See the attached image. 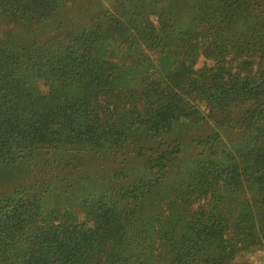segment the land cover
Segmentation results:
<instances>
[{
  "label": "trees",
  "instance_id": "1",
  "mask_svg": "<svg viewBox=\"0 0 264 264\" xmlns=\"http://www.w3.org/2000/svg\"><path fill=\"white\" fill-rule=\"evenodd\" d=\"M253 249L264 0H0V264Z\"/></svg>",
  "mask_w": 264,
  "mask_h": 264
},
{
  "label": "rangeland",
  "instance_id": "2",
  "mask_svg": "<svg viewBox=\"0 0 264 264\" xmlns=\"http://www.w3.org/2000/svg\"><path fill=\"white\" fill-rule=\"evenodd\" d=\"M208 62L204 57H201L198 62V66H202ZM213 124V122H211ZM233 264H264V250L253 249L249 252H244L239 256Z\"/></svg>",
  "mask_w": 264,
  "mask_h": 264
}]
</instances>
